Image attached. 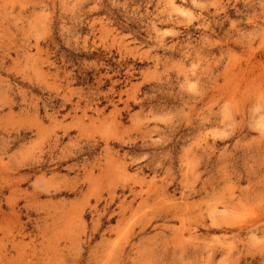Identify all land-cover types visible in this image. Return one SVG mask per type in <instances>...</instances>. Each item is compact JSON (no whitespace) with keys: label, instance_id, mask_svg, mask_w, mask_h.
<instances>
[{"label":"rangeland","instance_id":"1","mask_svg":"<svg viewBox=\"0 0 264 264\" xmlns=\"http://www.w3.org/2000/svg\"><path fill=\"white\" fill-rule=\"evenodd\" d=\"M0 264H264V0H0Z\"/></svg>","mask_w":264,"mask_h":264}]
</instances>
